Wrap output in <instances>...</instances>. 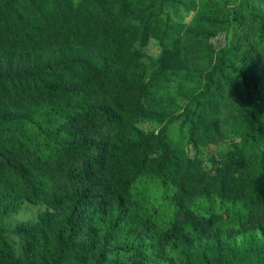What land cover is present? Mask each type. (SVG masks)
Instances as JSON below:
<instances>
[{
	"label": "trees",
	"instance_id": "16d2710c",
	"mask_svg": "<svg viewBox=\"0 0 264 264\" xmlns=\"http://www.w3.org/2000/svg\"><path fill=\"white\" fill-rule=\"evenodd\" d=\"M171 1L0 0V264H264V85L225 44L183 112L167 109ZM248 1L216 22L228 36L245 16L264 35ZM236 71L242 133L210 172L201 148L227 138L217 86Z\"/></svg>",
	"mask_w": 264,
	"mask_h": 264
},
{
	"label": "rangeland",
	"instance_id": "374dc122",
	"mask_svg": "<svg viewBox=\"0 0 264 264\" xmlns=\"http://www.w3.org/2000/svg\"><path fill=\"white\" fill-rule=\"evenodd\" d=\"M235 5H237L236 0H174L162 9V11L169 14V24L173 35L175 36L182 29L179 37L181 41L178 44L180 69L177 74L180 78L167 79L166 84L159 82V85H157V98L163 96L162 93L165 94L166 92L170 95L171 101L166 107L172 113L179 114L183 112L185 104L189 102L187 95H185L186 91L192 89L195 85L194 75L192 74L208 70L216 59L217 50L225 44L232 46L246 59L251 76L260 74V78L257 80L259 88L264 85V35L261 31V23L250 20L245 16L240 25L235 26L230 31L229 36L227 31L216 23L219 19L225 18V13L232 12ZM248 5L251 10L260 11L264 15V0H249ZM163 18L164 15L161 14L160 20ZM194 18H196V29L203 30L204 35L195 37L196 32L188 34L186 28H183L184 25H190ZM160 27L159 24L158 28L160 29ZM161 50L162 47L154 38H150L144 47V51L154 57H158ZM226 77L227 80L222 79L221 84L217 86L220 94L216 99L215 107L217 117L223 116L221 120L227 122V126H230L233 123V115L241 114L246 109L244 100L248 88L243 86L244 83L238 71L233 74L229 72ZM260 89L262 90V88ZM192 107H195V104ZM257 121L258 119L254 118L251 124L253 125ZM181 122L182 119L172 123L169 128L170 134L176 136ZM140 126L146 131L159 129V125L155 122H145ZM237 129L234 125L230 126L226 130V139L201 148L200 157L206 162L205 168L207 170L212 171L208 161L210 158L214 157L219 161L231 146L239 142V136L242 132ZM190 147V145L187 146L190 155L193 156L195 151Z\"/></svg>",
	"mask_w": 264,
	"mask_h": 264
}]
</instances>
